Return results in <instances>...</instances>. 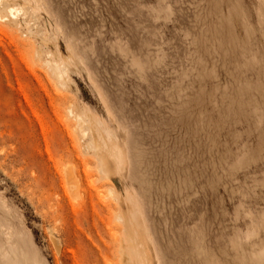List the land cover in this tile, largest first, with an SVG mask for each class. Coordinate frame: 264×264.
Masks as SVG:
<instances>
[{
	"label": "rangeland",
	"instance_id": "1",
	"mask_svg": "<svg viewBox=\"0 0 264 264\" xmlns=\"http://www.w3.org/2000/svg\"><path fill=\"white\" fill-rule=\"evenodd\" d=\"M0 264H264V0H0Z\"/></svg>",
	"mask_w": 264,
	"mask_h": 264
}]
</instances>
